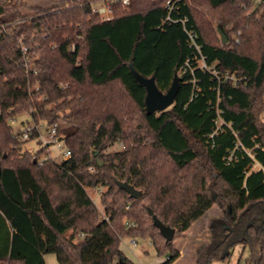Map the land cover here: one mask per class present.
<instances>
[{"label": "trees", "instance_id": "obj_1", "mask_svg": "<svg viewBox=\"0 0 264 264\" xmlns=\"http://www.w3.org/2000/svg\"><path fill=\"white\" fill-rule=\"evenodd\" d=\"M66 1L0 0V264H46V254L58 264H130L120 250L126 237L151 238L167 256L162 264H172L180 257L174 240L215 204L226 213L211 221L196 264L225 262L236 245L248 250L245 264H264V0L180 3L175 17L197 32L210 70L200 69L181 23L158 28L168 0L116 5L107 21L93 14L95 0ZM29 55L37 72L27 71ZM130 64L164 92L178 73L176 102L148 113ZM225 72L241 79L238 86ZM24 113L35 123L64 119L67 161L38 165L43 150L22 151L21 128L9 121ZM115 144L122 149L108 152ZM21 169L31 184H21ZM117 181L141 196L131 198ZM100 186L102 212L88 193ZM152 214L175 230L172 241ZM32 215L52 235L46 247Z\"/></svg>", "mask_w": 264, "mask_h": 264}, {"label": "rangeland", "instance_id": "obj_2", "mask_svg": "<svg viewBox=\"0 0 264 264\" xmlns=\"http://www.w3.org/2000/svg\"><path fill=\"white\" fill-rule=\"evenodd\" d=\"M255 4H258V0H254ZM25 2L32 5H40V6H50V5H63L66 4V0H25ZM218 38L220 43L222 42V37L218 34ZM238 36H234L233 39L236 42ZM26 48V46H25ZM38 58V55H32ZM29 55L28 57H32ZM34 59V58H33ZM32 118L27 113L21 114L19 117L17 116L15 120H10L9 123L14 125L15 127L24 126L23 121H31ZM59 121L62 122L63 126L67 125L64 119L59 118ZM262 121H264V113L262 114ZM29 122V123H30ZM42 122V121H41ZM39 149V144L35 141H28L22 144V151L29 153H36ZM122 149V146L119 144H115L112 146L108 152H114L115 150ZM53 154H56L55 151ZM24 182V178L22 179ZM105 187H99L95 189H88L89 196L94 201L95 205H97L100 212L103 211V205L101 202L102 195L106 192ZM226 213V208H222L219 204H215L211 209L201 217L195 224L183 234H180L174 240V246L180 250V257L172 264H196V247L200 244H203L209 240V225L213 219H223L224 214ZM135 239L136 244L133 242ZM120 250L123 251L125 257L127 258L130 264H162L166 260L165 256H158L154 246L152 244V239H141L138 237H126L121 240ZM243 253V255H242ZM248 254V250L243 252V248L240 245L234 246L232 250L231 256L227 261H216L212 264H245L244 258ZM47 264H58V260L56 255L54 254H46ZM117 264V263H115Z\"/></svg>", "mask_w": 264, "mask_h": 264}, {"label": "built area", "instance_id": "obj_3", "mask_svg": "<svg viewBox=\"0 0 264 264\" xmlns=\"http://www.w3.org/2000/svg\"><path fill=\"white\" fill-rule=\"evenodd\" d=\"M184 0H168L165 4V16L162 19V22L158 28H162L163 26L167 24H174V23H181L183 26V29L186 31L189 42L192 46H194L196 52H198L200 56V69L202 70H210V67L207 66L206 62L204 61V57L201 53V46L197 43L198 34L193 29L187 28V18H176V13L180 10V3ZM259 3L261 0H258ZM68 2L66 1V4ZM131 3V0H95L90 1L89 4L91 6L93 14H97L99 17H101L103 20H111L113 18V12L114 7L116 5H121L125 10L129 8ZM238 41V38L236 39V42ZM73 48V46H72ZM24 53H26L28 50L25 48V46L22 49ZM33 60L30 57H25L24 64L27 68V71H35L34 66H32ZM189 67V65H188ZM190 68V67H189ZM193 72V70L191 69ZM224 76L227 80L232 81L234 86H238L241 79L238 78V76L235 73H229L225 72ZM11 120H15V118H12ZM32 122L26 121L24 123V126L21 129V132L19 134V138L24 141H35L37 144H39V149L37 151H44V154L37 158V164L42 165L47 160H54L57 163H62L64 161H67L68 158L71 156V150L69 147H67L63 134V124L61 121H56L51 123L50 125L46 122H34L33 119H31ZM30 122V123H29ZM217 124V130L221 129L224 125V122L221 117V113H219L218 119L215 121ZM231 127V125H229ZM21 128V127H20ZM36 136L34 137V135ZM55 151L56 154H53ZM89 171L93 172L94 168L89 167ZM131 227L135 226V222L130 224ZM133 242L136 244V240L133 239Z\"/></svg>", "mask_w": 264, "mask_h": 264}, {"label": "water", "instance_id": "obj_4", "mask_svg": "<svg viewBox=\"0 0 264 264\" xmlns=\"http://www.w3.org/2000/svg\"><path fill=\"white\" fill-rule=\"evenodd\" d=\"M220 35L222 37V42L226 43L227 38L225 34L221 31ZM130 71L133 77L138 81L139 84L145 87L146 89V97H145V108L148 113H156L167 110V108L171 107L177 100L178 90L180 88L181 77H179L178 73H175L174 80L169 87V89L164 92L158 88L156 78L142 76L140 73L136 71L133 64H130ZM94 157L97 156L95 152L93 154ZM100 159L98 160V162ZM34 164H37V161H34ZM118 187L126 191L131 198H138L141 196L142 192L135 188L133 185H129L126 182L117 181ZM152 213V212H151ZM152 219H154V223L156 227L159 229L160 234L163 235L168 241H172L175 236V230L170 226L163 224L160 219H158L155 215L152 214ZM118 264H128L122 260L118 261Z\"/></svg>", "mask_w": 264, "mask_h": 264}, {"label": "crops", "instance_id": "obj_5", "mask_svg": "<svg viewBox=\"0 0 264 264\" xmlns=\"http://www.w3.org/2000/svg\"><path fill=\"white\" fill-rule=\"evenodd\" d=\"M28 121V120H26ZM23 121V122H26ZM22 174V175H21ZM18 176L20 177V182L22 184V179L21 176L24 178L25 182H29V184L32 183L31 181V177L27 175V173H25V171L23 169L18 170ZM26 197L28 196V193L25 191ZM34 191H31L30 195H34ZM43 204V203H42ZM45 207V212L47 213V215L49 216L50 220L54 223L57 224V219L55 217V215L53 214L52 210L48 207V206H44ZM33 221L35 222V226H36V230H37V236L38 238H40L41 240V244L46 247L48 244H50L53 240L51 233L46 229V226L44 225V222L42 221L41 218H39V216L37 217L36 215H32ZM45 258V262L47 264V260H46V255L44 256ZM167 259V256H166Z\"/></svg>", "mask_w": 264, "mask_h": 264}]
</instances>
